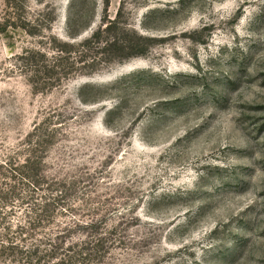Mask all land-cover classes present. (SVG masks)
Segmentation results:
<instances>
[{
  "label": "rangeland",
  "instance_id": "obj_1",
  "mask_svg": "<svg viewBox=\"0 0 264 264\" xmlns=\"http://www.w3.org/2000/svg\"><path fill=\"white\" fill-rule=\"evenodd\" d=\"M0 264H264V0H0Z\"/></svg>",
  "mask_w": 264,
  "mask_h": 264
},
{
  "label": "trees",
  "instance_id": "obj_2",
  "mask_svg": "<svg viewBox=\"0 0 264 264\" xmlns=\"http://www.w3.org/2000/svg\"><path fill=\"white\" fill-rule=\"evenodd\" d=\"M106 3L108 2V0H105ZM136 39H129L128 40V47H131V48H137L139 45H142V43L146 40V38L142 37V36H136L135 37ZM110 47L112 49H123L124 45L120 42H117V41H114L110 44ZM142 53L141 51H136V52H133L132 55H137V54H140Z\"/></svg>",
  "mask_w": 264,
  "mask_h": 264
}]
</instances>
